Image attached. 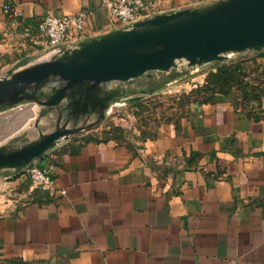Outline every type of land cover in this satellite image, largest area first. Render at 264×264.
Segmentation results:
<instances>
[{"label":"crops","instance_id":"obj_1","mask_svg":"<svg viewBox=\"0 0 264 264\" xmlns=\"http://www.w3.org/2000/svg\"><path fill=\"white\" fill-rule=\"evenodd\" d=\"M149 1L163 13L215 0ZM81 10L90 14L79 41L113 31L98 0H0V78L67 48L50 50L38 21ZM255 61L264 70V50ZM258 96L248 104L237 88L178 95L173 105L128 112L119 134L74 135L40 160L55 164L47 192L10 171L0 179V264H264Z\"/></svg>","mask_w":264,"mask_h":264},{"label":"water","instance_id":"obj_2","mask_svg":"<svg viewBox=\"0 0 264 264\" xmlns=\"http://www.w3.org/2000/svg\"><path fill=\"white\" fill-rule=\"evenodd\" d=\"M250 50H264V0H215L156 13L20 68L0 78V108L32 100L46 112L57 109L58 118L51 132L40 130L15 148L0 146V173H18L61 142L98 126L111 103L129 95L135 79ZM138 91L129 101L142 99L147 89Z\"/></svg>","mask_w":264,"mask_h":264},{"label":"rangeland","instance_id":"obj_3","mask_svg":"<svg viewBox=\"0 0 264 264\" xmlns=\"http://www.w3.org/2000/svg\"><path fill=\"white\" fill-rule=\"evenodd\" d=\"M259 53L260 51L252 50L230 53L228 58L223 61H213L189 68L182 66L161 76L155 74L152 78L144 76L135 79L132 81L134 86L129 95L126 98L114 100L108 109V116L98 126L78 134L82 133L85 136L96 137L107 136L110 134L106 133L107 131L119 134L121 127L118 122L121 118H126L128 112H138L137 110L141 112V110H147V107L150 109L156 104L167 106L169 103L173 105L171 102L178 95L186 97L181 98L179 102L206 99L208 96L213 95L215 91L220 90L224 84L227 88L231 87L232 84L239 88L241 92H247L248 97L256 100L255 97L264 92V70L255 61ZM242 85H244L243 89L241 88ZM139 88L147 89L143 98L129 101V98L140 94ZM190 90L193 91V94ZM48 94L49 91H46L41 97L44 99ZM114 104L117 107L112 110L111 107ZM118 105L121 106L119 109ZM165 106L162 107V110H165ZM47 109L46 106L32 100H24L14 106L0 108V146H6L7 149L15 148L36 138L40 130L43 132L54 130L58 111L53 109L46 112ZM95 118L96 116L93 115L89 121H93ZM37 120H39L38 125ZM80 121L82 122L83 118ZM72 124L73 121L70 122V125ZM101 126H103V131L100 129ZM105 127H109V129L106 130ZM9 172H1L0 179L3 180L5 176L11 174ZM12 176L19 177V173ZM28 184H30L29 180ZM2 198L1 196L0 199Z\"/></svg>","mask_w":264,"mask_h":264},{"label":"built area","instance_id":"obj_4","mask_svg":"<svg viewBox=\"0 0 264 264\" xmlns=\"http://www.w3.org/2000/svg\"><path fill=\"white\" fill-rule=\"evenodd\" d=\"M98 2L111 17L113 30L128 28L133 23L157 13L156 4L149 0H98ZM4 10L14 23L25 24L24 14L17 7L5 4ZM89 14L90 12L86 10H81L75 15L61 16L49 12L38 21V30L50 50H56L63 45L72 46L79 42L84 34ZM54 171V163L42 165L37 161L18 173L20 177L28 179L33 188L47 192L54 186ZM11 193L14 196L17 194L15 191ZM62 193L65 194L66 191L62 190Z\"/></svg>","mask_w":264,"mask_h":264},{"label":"trees","instance_id":"obj_5","mask_svg":"<svg viewBox=\"0 0 264 264\" xmlns=\"http://www.w3.org/2000/svg\"><path fill=\"white\" fill-rule=\"evenodd\" d=\"M221 85H222V84H221ZM237 86H238V85H237ZM246 87H247V86H246ZM234 88H237V87L231 84V87L227 88L226 85L224 84V85L221 86L220 90H218V91H229V90L234 89ZM241 88L243 89V88H244V85H242ZM237 89H239V88H237ZM239 90H240V89H239ZM218 91H215V92H218ZM240 91H241V90H240ZM215 92H214V93H215ZM244 93H245V94H244ZM241 94H242V98H243V100L246 101L248 104H250L252 101L257 102V100L259 99V96H258V97H255L256 100L251 99L250 97H248V93H247V92H241ZM259 95H260V94H259ZM208 97H209V96H208Z\"/></svg>","mask_w":264,"mask_h":264},{"label":"flooded vegetation","instance_id":"obj_6","mask_svg":"<svg viewBox=\"0 0 264 264\" xmlns=\"http://www.w3.org/2000/svg\"><path fill=\"white\" fill-rule=\"evenodd\" d=\"M157 76V75H156Z\"/></svg>","mask_w":264,"mask_h":264}]
</instances>
